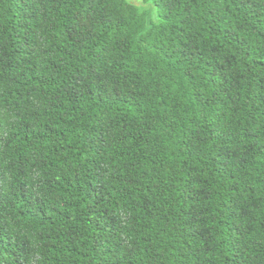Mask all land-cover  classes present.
Segmentation results:
<instances>
[{"label":"trees","instance_id":"trees-1","mask_svg":"<svg viewBox=\"0 0 264 264\" xmlns=\"http://www.w3.org/2000/svg\"><path fill=\"white\" fill-rule=\"evenodd\" d=\"M0 264H264V0H0Z\"/></svg>","mask_w":264,"mask_h":264}]
</instances>
